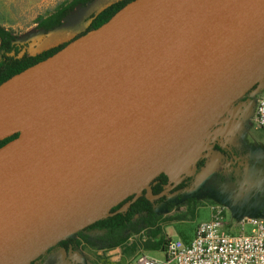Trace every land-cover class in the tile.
Instances as JSON below:
<instances>
[{
	"label": "water",
	"instance_id": "water-1",
	"mask_svg": "<svg viewBox=\"0 0 264 264\" xmlns=\"http://www.w3.org/2000/svg\"><path fill=\"white\" fill-rule=\"evenodd\" d=\"M257 80L264 0H133L1 83L0 141L17 136L0 147V264L151 201L148 184Z\"/></svg>",
	"mask_w": 264,
	"mask_h": 264
},
{
	"label": "rangeland",
	"instance_id": "rangeland-1",
	"mask_svg": "<svg viewBox=\"0 0 264 264\" xmlns=\"http://www.w3.org/2000/svg\"><path fill=\"white\" fill-rule=\"evenodd\" d=\"M113 1L0 0V27L19 41V54H34L70 39L84 28L90 14ZM64 2L68 3V9L60 27L49 32L35 30L38 17L46 16ZM263 81H255L252 87L233 100L202 138L165 170L173 185L189 177L188 186L166 195L165 201L153 208L160 235L165 240L181 242L191 239L195 227L206 222L215 211L220 213L224 230L232 235L241 232L240 222L244 219L254 218L264 223V132L257 128L253 118L256 101L264 92ZM211 131H214L220 148L232 152V165L226 167L228 159L212 150L210 145L209 154L198 172L191 176H177L181 169L189 171L203 145L209 141ZM251 231L248 226L242 229L244 234ZM145 233L146 230L142 229L137 234H129L126 244L136 243L137 247L134 252L123 254L119 248L98 249L95 237L100 233H84L88 243L81 242L74 251L68 252V264H134L144 254L148 258L162 259L160 250L145 251L142 247ZM75 234L76 230L71 231L69 237ZM60 255L61 258L64 256Z\"/></svg>",
	"mask_w": 264,
	"mask_h": 264
},
{
	"label": "trees",
	"instance_id": "trees-1",
	"mask_svg": "<svg viewBox=\"0 0 264 264\" xmlns=\"http://www.w3.org/2000/svg\"><path fill=\"white\" fill-rule=\"evenodd\" d=\"M133 0H115L108 5L101 8L99 11L90 14L85 23L84 28L72 36L67 41L58 43L57 45L40 50L34 54H19V41L9 32L0 27V84L19 74L23 70L45 60L54 53L62 49L72 40L86 34L89 31L107 22L119 9ZM68 3L64 2L57 5L53 11L44 17H38L35 21L37 31L49 32L60 27ZM17 134L7 137L0 141V147L13 140ZM203 159L196 160L194 164V173L198 172L202 165ZM167 182V177L163 173L156 176L148 184V195L152 198L151 201L146 199L145 191H141L139 195L134 197L131 195L110 209L108 215L84 228L77 231L73 237L66 238L57 242L54 246L63 250L64 252L74 251L80 243H88L84 233L98 232L100 233L95 240L98 241V249L109 251L119 248L121 253L134 252L136 250V243L126 244L129 234H137L142 229L146 230L145 240L142 241V247L145 251H164L165 244L168 239H164L160 235V228L156 224V217L154 214V205L162 201L160 198L159 189L152 186L157 183ZM178 183L177 186H179ZM154 198V199H153ZM183 244L184 241H181ZM39 261L36 258L30 264H35Z\"/></svg>",
	"mask_w": 264,
	"mask_h": 264
},
{
	"label": "built area",
	"instance_id": "built-area-1",
	"mask_svg": "<svg viewBox=\"0 0 264 264\" xmlns=\"http://www.w3.org/2000/svg\"><path fill=\"white\" fill-rule=\"evenodd\" d=\"M254 121L264 132V92L257 99ZM248 226L251 233L244 234ZM241 232L232 235L223 228L219 211L198 224L190 241L168 239L160 260L139 256L134 264H264V223L257 219L240 222Z\"/></svg>",
	"mask_w": 264,
	"mask_h": 264
},
{
	"label": "flooded vegetation",
	"instance_id": "flooded-vegetation-1",
	"mask_svg": "<svg viewBox=\"0 0 264 264\" xmlns=\"http://www.w3.org/2000/svg\"><path fill=\"white\" fill-rule=\"evenodd\" d=\"M214 134H215L214 131H211V134L209 135V137L207 139V140H210L211 138H213L212 143L209 145H211L210 147L212 150L217 151V152L225 155V157L228 159V163H227L226 167L229 168L230 165H232V163H233L232 152L230 150L221 149L219 144H218V139L216 138V135H214ZM178 183H180L179 186H177ZM188 183H189V177H184L179 182H177V184H175V185H173L172 182H169L168 178H167V182H164V183L160 182V183H157L156 185L152 186L153 188L159 189L160 198H162V201L158 204H155V205L161 204L162 202L165 201L166 195L174 194L176 191H179V190L183 189L184 187L188 186L189 185ZM65 253H67V252H65Z\"/></svg>",
	"mask_w": 264,
	"mask_h": 264
},
{
	"label": "crops",
	"instance_id": "crops-1",
	"mask_svg": "<svg viewBox=\"0 0 264 264\" xmlns=\"http://www.w3.org/2000/svg\"><path fill=\"white\" fill-rule=\"evenodd\" d=\"M189 241H190V239H188L187 241H184V243H188ZM50 250H46L43 253V254H47V255L44 256L42 254L44 257H43V259H40L37 264H68V260H67L68 258H66V255L69 256L68 252L65 253L63 250L58 249V248L53 249L51 251ZM60 254H64V256L61 258ZM41 256H39V258ZM143 256H145V254ZM150 258H152V257H150ZM153 259H155V258H153Z\"/></svg>",
	"mask_w": 264,
	"mask_h": 264
}]
</instances>
